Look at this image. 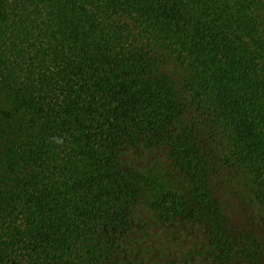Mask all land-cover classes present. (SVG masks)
<instances>
[{
    "label": "trees",
    "instance_id": "16d2710c",
    "mask_svg": "<svg viewBox=\"0 0 264 264\" xmlns=\"http://www.w3.org/2000/svg\"><path fill=\"white\" fill-rule=\"evenodd\" d=\"M0 264H264V0H0Z\"/></svg>",
    "mask_w": 264,
    "mask_h": 264
},
{
    "label": "rangeland",
    "instance_id": "374dc122",
    "mask_svg": "<svg viewBox=\"0 0 264 264\" xmlns=\"http://www.w3.org/2000/svg\"><path fill=\"white\" fill-rule=\"evenodd\" d=\"M152 160H153V156L148 160L149 162H152ZM244 196V195H243ZM221 198L223 199V201L225 202V204L228 206V208H230V209H228V211H230V212H233L232 210H231V208H234L235 209V207H236V205L235 204H233V203H229V201H230V197L228 196H226L224 193H222V196H221ZM237 210V208L234 210V212L233 213H235V211ZM237 213V212H236ZM152 232H154L153 230H152ZM182 232H174V234L172 235V237L174 238V239H178V240H182L184 237H185V235H183V234H181ZM185 234H187L188 236H192V234L190 233V232H187V233H185ZM187 235H186V238H187ZM152 237V236H151ZM151 239V238H150ZM161 239H163V240H166V235H161ZM184 242H185V240H184ZM183 242V243H184Z\"/></svg>",
    "mask_w": 264,
    "mask_h": 264
},
{
    "label": "clouds",
    "instance_id": "9594fccd",
    "mask_svg": "<svg viewBox=\"0 0 264 264\" xmlns=\"http://www.w3.org/2000/svg\"><path fill=\"white\" fill-rule=\"evenodd\" d=\"M55 142H56V143H60V141H59V140H56Z\"/></svg>",
    "mask_w": 264,
    "mask_h": 264
}]
</instances>
